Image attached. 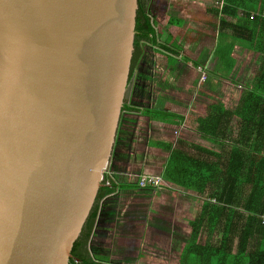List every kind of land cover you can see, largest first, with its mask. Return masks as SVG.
Listing matches in <instances>:
<instances>
[{
	"label": "water",
	"instance_id": "1",
	"mask_svg": "<svg viewBox=\"0 0 264 264\" xmlns=\"http://www.w3.org/2000/svg\"><path fill=\"white\" fill-rule=\"evenodd\" d=\"M138 0H0V264H68L103 183Z\"/></svg>",
	"mask_w": 264,
	"mask_h": 264
},
{
	"label": "crops",
	"instance_id": "2",
	"mask_svg": "<svg viewBox=\"0 0 264 264\" xmlns=\"http://www.w3.org/2000/svg\"><path fill=\"white\" fill-rule=\"evenodd\" d=\"M203 2L148 1L154 14L152 19L155 21L157 43L175 52L142 41L143 57L138 61L134 78H129L130 92L126 93L124 103L132 107L136 105L139 110L122 112L119 133L117 131L103 174L105 185L113 183L115 187L114 191L103 195L98 202L99 211L89 247L90 254L100 258L103 263L179 264L189 220L203 201L214 202L213 198L205 200L197 196L195 189L172 186L143 189L137 186V178L141 174L162 177L169 154L162 144L165 138H170L168 143L173 147L178 146L202 158L204 151H200L199 147L220 152V155L213 157L218 167L229 162L226 151L234 143L236 127L231 129L228 136L217 140L200 132V122L204 121L211 106H235L240 88L253 79L261 59L252 53L247 43L235 39L229 28L221 30L219 9L224 0ZM197 4L200 11L197 10ZM217 7H220L219 16L215 12ZM199 18L212 20V46L207 50L200 46L193 54L190 52V43L197 39L196 22ZM229 21L233 22V19ZM169 39L179 43L182 49L167 43ZM199 65L205 67V80L200 79L197 70ZM189 71L195 74L196 88L193 98L183 105L181 83L186 80ZM203 113L204 116L199 117ZM134 119L138 120L137 125ZM250 145H254V142H250ZM246 192V188L244 191L238 189L230 205L240 209L239 204L246 200ZM157 197L161 199L155 201ZM152 208L160 209L168 218L155 217ZM155 236H162L163 241L151 246L145 242L147 237ZM133 245H137L138 249L133 251ZM167 246L168 249H165ZM150 247L154 250L159 248L156 257L149 253ZM167 250L171 253L168 257L165 255Z\"/></svg>",
	"mask_w": 264,
	"mask_h": 264
},
{
	"label": "trees",
	"instance_id": "3",
	"mask_svg": "<svg viewBox=\"0 0 264 264\" xmlns=\"http://www.w3.org/2000/svg\"><path fill=\"white\" fill-rule=\"evenodd\" d=\"M148 1H137L129 78L138 66L142 41L175 52L157 43L154 14ZM218 8L215 12L219 16L220 10L221 30L229 28L235 39L247 43L252 53L261 59L253 79L240 88L235 106H211L204 121L200 122V132L217 140L228 136L236 127L234 143L226 151L229 162L218 167L213 157L220 152L214 149L199 147L204 151L202 158L168 143L164 147L169 154L162 172L163 181L143 189L172 186L195 189L196 195L205 200L213 198L214 202L203 201L189 220L179 264H264V0H224ZM231 18L233 22L229 21ZM167 43L182 49L174 40L169 39ZM218 47L220 45L217 50ZM128 109L139 110L136 105L124 103L122 111ZM203 116L204 113L199 117ZM114 187L113 183L102 185L97 191L95 202L73 243L68 264H107L93 257L89 247L99 211L98 202L103 195L114 191ZM240 188L242 191L246 188V200L237 209L230 204Z\"/></svg>",
	"mask_w": 264,
	"mask_h": 264
},
{
	"label": "rangeland",
	"instance_id": "4",
	"mask_svg": "<svg viewBox=\"0 0 264 264\" xmlns=\"http://www.w3.org/2000/svg\"><path fill=\"white\" fill-rule=\"evenodd\" d=\"M197 1L199 3H205V2H203V0H197ZM198 5L199 4H197V10L200 11V9L198 8ZM215 5H217V3H215ZM204 12H205V8H204ZM211 22H212L211 19L204 20L202 18H199L197 20V22H196V30H197L198 34L196 33L197 39L190 43V52L191 53L195 54L198 51V48L200 46L203 47V49H205V50L211 48V46H212V36H213V33H214V31L212 30ZM215 33H216V29H215ZM215 37H216V34H215ZM143 54L144 53H143V49H142V52H141V55H140V59L143 57ZM187 75H188V77L186 78V80L182 81V83H181V104H183V105H186L188 103V101H190L193 98L192 94H194V89L196 88V86L194 84V78H193L195 74L192 73V71H189ZM134 76H135V73L132 76V79L134 78ZM129 83L127 84V89H126V93L127 94L130 92L129 91L130 90L129 89V85H130ZM126 93H125V95H126ZM125 98H126V96H125ZM125 98H124V101L126 100ZM122 117H123V114H120V123H121ZM134 120L136 122L135 125H137L138 124V120L137 119H134ZM154 132L157 133L156 129L154 130ZM118 133H119V131H118ZM169 141H170V138H165L162 141L163 146H165V144H167ZM159 199H161V198L157 197V199L155 201H158ZM153 206L156 207L158 205H153ZM151 212L154 213L155 217H157L159 219L168 218L163 213H161L160 209L159 210L158 209L154 210V208H152ZM157 215H159L160 217H158ZM169 235H170V233H169ZM161 237L162 236L147 237V239H145V242H147L151 246V245H154L155 242L157 243L159 241H163V238H161ZM132 248H133V251H135L136 249H138V246L137 245H133ZM157 249H159V248H156V250H154V248L150 247L148 249V251L152 255V257H156L157 256ZM165 249H168V246L165 247ZM170 254L171 253L168 250L165 251V255L167 257Z\"/></svg>",
	"mask_w": 264,
	"mask_h": 264
},
{
	"label": "built area",
	"instance_id": "5",
	"mask_svg": "<svg viewBox=\"0 0 264 264\" xmlns=\"http://www.w3.org/2000/svg\"><path fill=\"white\" fill-rule=\"evenodd\" d=\"M197 70L200 73V79L205 80L207 77V73L205 71L204 66H197ZM162 177L160 175H155V174H141L137 178V185L140 188H145L149 186H157L162 182Z\"/></svg>",
	"mask_w": 264,
	"mask_h": 264
}]
</instances>
